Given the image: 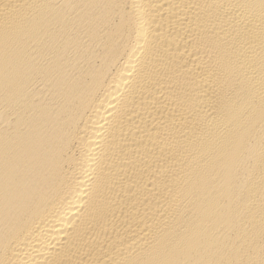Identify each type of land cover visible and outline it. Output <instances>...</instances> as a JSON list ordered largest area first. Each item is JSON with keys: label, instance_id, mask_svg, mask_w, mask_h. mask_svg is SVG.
Wrapping results in <instances>:
<instances>
[{"label": "bare ground", "instance_id": "bare-ground-1", "mask_svg": "<svg viewBox=\"0 0 264 264\" xmlns=\"http://www.w3.org/2000/svg\"><path fill=\"white\" fill-rule=\"evenodd\" d=\"M0 264H264V0H0Z\"/></svg>", "mask_w": 264, "mask_h": 264}]
</instances>
